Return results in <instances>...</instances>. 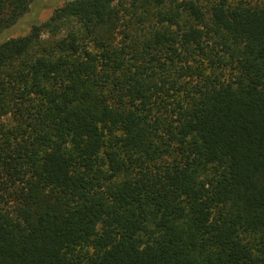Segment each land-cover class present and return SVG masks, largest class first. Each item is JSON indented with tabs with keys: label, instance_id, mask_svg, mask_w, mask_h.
<instances>
[{
	"label": "trees",
	"instance_id": "obj_1",
	"mask_svg": "<svg viewBox=\"0 0 264 264\" xmlns=\"http://www.w3.org/2000/svg\"><path fill=\"white\" fill-rule=\"evenodd\" d=\"M0 264H264V1L69 0L0 43Z\"/></svg>",
	"mask_w": 264,
	"mask_h": 264
},
{
	"label": "rangeland",
	"instance_id": "obj_2",
	"mask_svg": "<svg viewBox=\"0 0 264 264\" xmlns=\"http://www.w3.org/2000/svg\"><path fill=\"white\" fill-rule=\"evenodd\" d=\"M67 1L69 0H36L30 12L23 18V22L20 20L22 23L16 24L0 35V43L6 41V39L29 33L33 25L46 21L56 8L62 6Z\"/></svg>",
	"mask_w": 264,
	"mask_h": 264
}]
</instances>
